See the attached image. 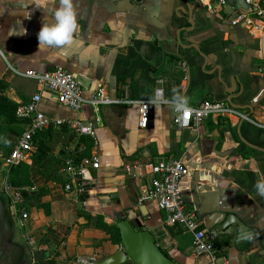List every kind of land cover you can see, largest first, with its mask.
Wrapping results in <instances>:
<instances>
[{
    "label": "crops",
    "instance_id": "obj_1",
    "mask_svg": "<svg viewBox=\"0 0 264 264\" xmlns=\"http://www.w3.org/2000/svg\"><path fill=\"white\" fill-rule=\"evenodd\" d=\"M234 1L222 6L209 0H74V41L39 48L43 11L34 9V0H0V80L7 84V97L18 106L30 100L40 88L25 73L61 67L77 77L87 96L103 89L118 101L74 110L43 92L39 109L51 118L98 119L97 142L66 128H50L36 137L27 184L21 187L35 192L36 199L27 202L26 229L19 226L31 252L55 258V264H78V257L93 264L121 249L96 218L113 223L116 211L134 212L177 263L210 264L209 256L194 252L192 234L167 225L156 200L145 198L151 166L178 158L190 168L182 182L184 200L197 208L202 227L216 229L235 214L257 233L237 242L235 225L219 232L218 241L223 233L231 234L232 246L223 247L218 263L263 264L264 198L254 184L264 177V39L256 19L228 23L246 10ZM155 88L163 89L165 97L180 89L190 106L224 102L248 119L211 116L198 127L179 128L168 106L159 112L151 106L144 128L139 102ZM88 142L100 166L87 171L86 194L66 192V151L82 157ZM249 241L255 244L250 247ZM238 246L247 247L241 251Z\"/></svg>",
    "mask_w": 264,
    "mask_h": 264
},
{
    "label": "built area",
    "instance_id": "obj_2",
    "mask_svg": "<svg viewBox=\"0 0 264 264\" xmlns=\"http://www.w3.org/2000/svg\"><path fill=\"white\" fill-rule=\"evenodd\" d=\"M209 1L222 6H226L230 2V0ZM243 1L248 8L237 11L238 15L234 17L232 23L240 25L247 22L251 23L252 19H256L262 23L261 38L264 39V0ZM234 3L236 5L238 0H235ZM253 27L256 28L257 25ZM262 70L264 73V66ZM25 76L38 84L40 92L17 107V116L29 121V125L16 139L10 154L3 158L6 172L2 174L3 183H1V191L8 200L10 213L18 226H23L30 214L24 204L21 191L23 189L10 181L9 172L11 168L31 160L38 134L50 128H66L76 135L87 136L94 143L97 142L96 124L98 119L84 122L81 119L51 118L39 109L43 92H50L61 105L74 110L82 109L85 104L98 106L118 102L106 94L103 89H98L87 96L85 87L75 75L65 68L59 67L46 72L29 71L25 73ZM150 108L151 105L147 104V101L139 102L140 124L144 128L147 127L149 121ZM231 115L248 119L245 114L224 102L206 101L198 106H190L189 111L184 114L182 119L173 111V124L179 128L198 127L211 116ZM66 152L63 160V170L66 174L64 190L66 192L75 191L84 195L90 185L89 180L86 179V173L90 168H99L100 159L97 155L80 157L79 154L70 149ZM125 170L131 171L129 167H126ZM151 173L153 175L151 187L147 190L145 198L156 200L159 209L165 213L167 225L180 226L184 231L192 234L193 248L196 254L209 256L210 264H220L218 263V249L215 245L219 240V232L216 229L202 227L197 208H189L183 197L182 182L189 175L190 168L181 159L169 158V160L151 166Z\"/></svg>",
    "mask_w": 264,
    "mask_h": 264
},
{
    "label": "water",
    "instance_id": "obj_3",
    "mask_svg": "<svg viewBox=\"0 0 264 264\" xmlns=\"http://www.w3.org/2000/svg\"><path fill=\"white\" fill-rule=\"evenodd\" d=\"M238 8L247 9L248 6L243 0H238ZM234 17L229 18L228 23L232 22ZM2 181L3 175H0V264H32L33 261L39 260L41 253L38 250L31 252L22 240H16L17 223L10 213L8 200L1 191ZM116 212L111 218L119 230L121 249L93 264H125L129 261L134 264H179L163 251L153 233L139 222L134 212ZM233 225L237 228V242L248 240L240 237L242 226L253 233V238L257 236L253 228L235 214L226 216L225 220L216 226V230L224 232ZM254 244L251 241L247 243L250 247ZM262 263L264 264V259Z\"/></svg>",
    "mask_w": 264,
    "mask_h": 264
},
{
    "label": "clouds",
    "instance_id": "obj_4",
    "mask_svg": "<svg viewBox=\"0 0 264 264\" xmlns=\"http://www.w3.org/2000/svg\"><path fill=\"white\" fill-rule=\"evenodd\" d=\"M34 9L43 11L42 26L38 32V46H56L61 47L71 44L77 33V11L74 6V0H52V6L49 7V0H34ZM171 96L165 97L163 89L155 88L152 94L147 98V104L153 106L157 112L162 106H168L179 118L190 109V98L180 89L173 88ZM7 145L9 141L4 140ZM256 194L264 198V177H260L254 184ZM251 198V197H250ZM242 239L251 240L253 233L244 228L240 229ZM78 264H89L84 257H78Z\"/></svg>",
    "mask_w": 264,
    "mask_h": 264
},
{
    "label": "trees",
    "instance_id": "obj_5",
    "mask_svg": "<svg viewBox=\"0 0 264 264\" xmlns=\"http://www.w3.org/2000/svg\"><path fill=\"white\" fill-rule=\"evenodd\" d=\"M6 88H7V84L4 81L0 80V153L2 154L3 158L10 154V152L14 147L15 138H18L29 125V121L25 120L22 117L17 116L16 110L18 105L15 102H13L9 97L6 96L5 94ZM4 140L9 141V143L5 145L3 143ZM92 147H93V143L88 142L86 149L87 151L82 157H90ZM2 164L3 162L0 161V166ZM27 168H29V165L27 163H22L19 166L11 168L9 172L10 181L15 186L21 188L22 186L27 184V180H28ZM21 191L24 198V204L26 206V209L28 210L29 207L27 205V202L31 200L32 203V201L36 199V193L28 192L27 190H21ZM35 205L41 206L40 203L37 204L35 203ZM44 207L46 209V206ZM46 213H48L47 210ZM96 224L99 228L103 229L108 234H110L111 241L114 244H118V245L121 244L119 230L115 223H107L103 217H97ZM231 239H232L231 235L223 233L222 241L220 240L215 243L217 249H220L218 251V256L224 255L223 247L232 246ZM243 248L244 247L238 246V249L241 251L243 250ZM164 252L168 255L166 251ZM32 264H55V258L42 256L40 260Z\"/></svg>",
    "mask_w": 264,
    "mask_h": 264
},
{
    "label": "rangeland",
    "instance_id": "obj_6",
    "mask_svg": "<svg viewBox=\"0 0 264 264\" xmlns=\"http://www.w3.org/2000/svg\"><path fill=\"white\" fill-rule=\"evenodd\" d=\"M1 162H3V158H2V160H1ZM2 166H3V164L0 166V175L4 174V173L6 172V168H4L3 170H1V167H2ZM1 172H2V173H1ZM1 183H3V181H2ZM112 222L115 223L114 220H113ZM16 223H17V222H16ZM25 226H27L26 223L23 224V226H22V230H23V229H24V230L26 229ZM15 229H16V240H20V241H21V232H20V228H19L18 224L16 225Z\"/></svg>",
    "mask_w": 264,
    "mask_h": 264
}]
</instances>
